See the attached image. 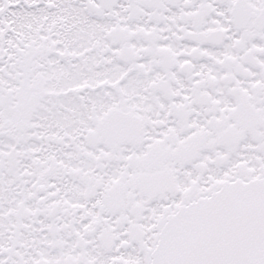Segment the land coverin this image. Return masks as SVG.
I'll list each match as a JSON object with an SVG mask.
<instances>
[{"label": "snow or ice", "instance_id": "snow-or-ice-1", "mask_svg": "<svg viewBox=\"0 0 264 264\" xmlns=\"http://www.w3.org/2000/svg\"><path fill=\"white\" fill-rule=\"evenodd\" d=\"M0 264H264V0H0Z\"/></svg>", "mask_w": 264, "mask_h": 264}]
</instances>
